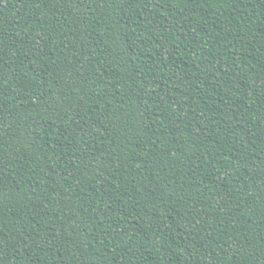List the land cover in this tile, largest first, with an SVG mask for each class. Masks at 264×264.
Listing matches in <instances>:
<instances>
[{
  "label": "trees",
  "instance_id": "1",
  "mask_svg": "<svg viewBox=\"0 0 264 264\" xmlns=\"http://www.w3.org/2000/svg\"><path fill=\"white\" fill-rule=\"evenodd\" d=\"M0 264H264V0H0Z\"/></svg>",
  "mask_w": 264,
  "mask_h": 264
}]
</instances>
